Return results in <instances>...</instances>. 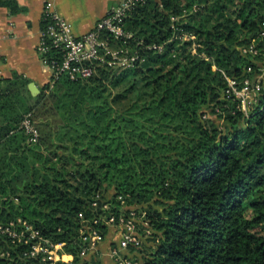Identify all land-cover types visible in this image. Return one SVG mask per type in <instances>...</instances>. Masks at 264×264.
Masks as SVG:
<instances>
[{
    "label": "trees",
    "instance_id": "1",
    "mask_svg": "<svg viewBox=\"0 0 264 264\" xmlns=\"http://www.w3.org/2000/svg\"><path fill=\"white\" fill-rule=\"evenodd\" d=\"M263 22L264 0H145L125 18L131 36L109 37L138 55L129 68L106 56L36 96L21 74L1 78L0 223L23 218L65 242L71 264H104L81 255L80 213L118 219L137 205L152 230L141 264H264V88L247 113L225 92V75L258 73L242 47ZM28 113L35 144L20 128Z\"/></svg>",
    "mask_w": 264,
    "mask_h": 264
},
{
    "label": "built area",
    "instance_id": "2",
    "mask_svg": "<svg viewBox=\"0 0 264 264\" xmlns=\"http://www.w3.org/2000/svg\"><path fill=\"white\" fill-rule=\"evenodd\" d=\"M55 0H45L42 29L37 52L42 63L51 71L50 86L63 75L71 80H84L89 78L95 71L96 62H105L106 56L112 57L109 65L124 60V65L132 66L138 59V55L128 56V50H115L109 44V37L129 38L131 35L124 30V21L128 13L138 4L145 0H121L107 14L102 17L89 31L75 35L71 23L59 15L54 9ZM190 36L184 35V39ZM193 37V36H192ZM153 49H162V46H150ZM125 53L124 58H121ZM242 53L256 57L258 73L253 77H246L241 81L225 75L227 87L225 92L228 97L238 101L241 110L247 113L254 104L264 88V22L258 35L252 38L242 47ZM127 54V55H126ZM253 70L252 66L248 71ZM205 117V116H204ZM20 128L28 136L31 144L38 143L40 131L36 121L28 113L23 118ZM98 206V201L93 202ZM103 209H110L108 203ZM117 219L115 213L110 215H98L93 219H87L80 213L81 228L79 239L82 243L81 255L86 256L88 251L100 246L103 232L100 224L120 225L122 235L116 246L110 251L113 264H141L132 257L125 254L131 246H138L141 239L136 232V213L130 211L127 215L123 212ZM144 226H150L147 220H142ZM149 234L151 230L148 228ZM0 237L4 244L0 245V262L7 264H60L62 262L71 264L73 255L63 250L65 242H53L44 236L41 230L28 220L23 218L12 219L6 223H0Z\"/></svg>",
    "mask_w": 264,
    "mask_h": 264
},
{
    "label": "crops",
    "instance_id": "3",
    "mask_svg": "<svg viewBox=\"0 0 264 264\" xmlns=\"http://www.w3.org/2000/svg\"><path fill=\"white\" fill-rule=\"evenodd\" d=\"M20 11L12 13L0 6V79L14 72L28 81L33 96L50 82L51 71L37 52L43 29L45 0H16ZM121 0H55V11L72 25L75 35H81L104 17ZM35 85V93L30 89Z\"/></svg>",
    "mask_w": 264,
    "mask_h": 264
},
{
    "label": "rangeland",
    "instance_id": "4",
    "mask_svg": "<svg viewBox=\"0 0 264 264\" xmlns=\"http://www.w3.org/2000/svg\"><path fill=\"white\" fill-rule=\"evenodd\" d=\"M121 50V49H118ZM195 51V48H194ZM129 53V51H128ZM125 53H123V56L121 58H124ZM127 55V54H126ZM111 66H117L119 72L123 71L130 66L124 65V60L122 59L121 61L117 60V63L111 65ZM125 82H121V85H119L117 88L114 89V92H119L122 90ZM253 107V106H251ZM250 107V108H251ZM207 118L208 120H211L215 122L218 125H224L225 122L222 118H220L216 113H213L211 109H207ZM113 193V189H109L106 192L107 197H111ZM128 210L134 211L135 208H137V205H132L127 207ZM136 232L139 238L141 239V243L138 246H131L127 250H125V254L127 256L132 257L135 261H140V257L143 256V254L146 253V249L149 248V246L152 244V241L149 236L152 234V230L150 229L149 226H144L142 224V220L145 219L144 214H140L136 212ZM146 220V219H145ZM148 228L151 230V233L149 234ZM122 235V227L120 225H108L107 226V233H103V238L101 240L100 246L96 249L88 251L87 255L84 256L86 258H96L100 259L104 264H113V260L110 255L111 248L113 246L117 245V242L120 240V237ZM4 243V242H3ZM144 252V253H143Z\"/></svg>",
    "mask_w": 264,
    "mask_h": 264
},
{
    "label": "water",
    "instance_id": "5",
    "mask_svg": "<svg viewBox=\"0 0 264 264\" xmlns=\"http://www.w3.org/2000/svg\"><path fill=\"white\" fill-rule=\"evenodd\" d=\"M29 87H30L31 91H32L33 93H35V89H36V88H35V85H34V84H30Z\"/></svg>",
    "mask_w": 264,
    "mask_h": 264
}]
</instances>
